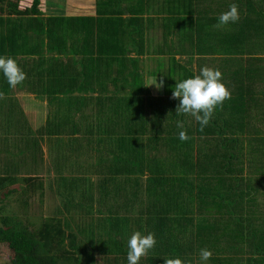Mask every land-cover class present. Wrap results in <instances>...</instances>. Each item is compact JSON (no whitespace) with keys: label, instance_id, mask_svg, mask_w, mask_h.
Instances as JSON below:
<instances>
[{"label":"trees","instance_id":"1","mask_svg":"<svg viewBox=\"0 0 264 264\" xmlns=\"http://www.w3.org/2000/svg\"><path fill=\"white\" fill-rule=\"evenodd\" d=\"M21 1L0 0V57L14 58L27 75L26 61L39 41L28 47V34L52 38L59 30L56 24L84 22L99 47L89 57L102 65L101 78L111 75L115 65L117 78L110 81L131 88L115 93L124 95V106L106 110L112 120L104 124L122 134L109 147L116 163L130 168L124 173L114 164L103 166L94 186L101 188L96 212L105 215L96 222L75 221L74 213L90 215L88 205L96 200L81 192L86 198L77 203L73 190L70 198L59 191L54 213L38 224L10 210L12 196L25 209L35 191L43 192L40 178L48 170L42 165L46 143L30 127L17 99L8 95L10 87L0 72V246L12 254L10 264H91L92 253L104 264H127L124 245L110 233L115 225L127 224L117 220L118 214L135 209L137 217L124 220L142 235L154 233L157 240L139 264H164L169 258L202 264L200 250L205 248L212 252L208 264H242V255L243 264H264V209L258 202L264 196V0H92L94 14L85 17H45L41 0H31L30 6ZM233 3L238 5L239 21L217 29L220 14ZM151 54L168 55L165 61L157 59L160 70L150 72L166 81L162 97H152L143 84L140 61ZM214 54L222 57L212 58ZM206 66L221 71L231 99L200 131L192 116L176 113L179 101L171 97L176 82ZM33 76L32 86L44 81L49 88L61 87L57 94H64L62 74L61 79ZM178 120L183 129L177 127ZM180 131L190 139L181 141ZM143 151L163 153L167 162L148 166L146 189L143 183L140 187L134 168L142 170ZM69 180L61 176V187ZM206 200L220 211H209ZM194 202L201 203L197 215ZM108 215L117 221L107 222ZM78 233L86 240L79 242Z\"/></svg>","mask_w":264,"mask_h":264},{"label":"crops","instance_id":"2","mask_svg":"<svg viewBox=\"0 0 264 264\" xmlns=\"http://www.w3.org/2000/svg\"><path fill=\"white\" fill-rule=\"evenodd\" d=\"M61 2L62 5L54 7L58 10L56 14L55 12L54 14H48L41 9L43 15L45 17L52 15L85 17L94 14L92 0H74L72 3H68L67 0H61ZM46 4L50 5L49 2ZM67 4H72L73 6L78 4L81 7L86 6L88 11H90L80 14V10L78 9L74 11L73 9L68 10ZM61 24L62 23H58V25L56 24L54 26L55 30L56 28H59V30L54 32V37L52 38L39 36L37 39V37L32 36L31 33L28 34V47L35 46V40L39 41H37L33 55L26 61L27 79L23 85L17 86L14 89L9 88L8 95L17 99V103L27 117L30 127L34 131H37V135L42 136L43 141H45L46 144L42 145V150L50 153L45 155L43 161L46 162V169L48 172L52 169L55 173L56 186H59V191L63 189L66 196L69 191H75L73 197L78 203L80 199L86 198L85 195H80L81 192L87 193V195H89L88 197L93 195L95 200L98 193H101V188L96 190L94 184L103 171V166L109 168V163L114 164L118 169L122 167L123 172L130 168V165L125 168V166L117 164L118 162L116 163L115 157L109 147L112 142L111 140L115 141L122 139V134L118 133L117 130L113 128L108 130L105 129L106 127L95 129L92 126L99 125L106 110L114 111L115 108H120L116 107V104L120 101L123 102L124 95L118 94L115 96V93L131 92V88H126V90L124 89L125 86H120L117 81H110L111 78H117L116 68L118 67L115 65L112 67L111 75L101 78L100 72L102 71V65L96 66V63L93 64L89 57L96 54L98 52L97 48L99 47L94 43L95 37L93 31L90 32V34L86 32V29L89 27L86 26L84 22H71L64 26ZM95 27L96 24H92V28ZM63 28H65V32H61ZM178 56L179 55H176L175 58L178 59ZM151 57L154 59L151 66H144V60ZM164 57L168 59V55L151 54V56H143L140 61V65L143 69L142 78L145 87L154 82L155 78L157 83H160V80L164 82V87L160 90H157L155 86L146 87L152 97H162L166 93V81L164 78L162 76L150 74L149 70L150 67L157 63L158 58L163 59ZM217 58L219 57H216V59ZM166 66L167 65H165V67ZM33 74L39 75L42 79H44V74L46 75V79H61L62 74L61 81L66 84V86L62 88L64 89V94L58 95L57 92L61 90V87L59 88V86L56 85L49 88L47 86L48 82L44 83L43 81L40 86H32ZM68 86H70L69 92L66 91V87ZM54 95L57 97H53ZM103 95H106L105 99H108L112 95L114 96L110 104L106 107L104 106L105 102H102ZM30 109L39 110V116L42 110L48 113L45 112V115L41 117V121L32 122L28 117ZM106 119L109 121L108 117ZM109 125H111V121ZM49 142L51 143L50 145L48 144ZM54 143H57L59 149L57 152L55 151L54 147L56 146ZM49 147H51L52 150ZM149 157L161 159L159 161L161 167L162 164L167 165V162L164 164L165 156L163 153L142 152V170L138 173V169L136 167L134 168L136 170L135 177L138 178L141 183L140 187H142L143 183L145 189L148 183H146V179L150 177L148 166L152 167L148 161ZM166 157L171 156L169 155ZM174 161L175 159L173 160L172 158V162ZM133 162L136 163L135 160ZM119 170L121 171V169ZM59 171H61L60 174L58 173ZM61 176L64 179H70L68 184L64 181L67 187H61L59 183ZM141 179L145 183L142 182ZM72 180L75 181L72 182ZM96 203L97 200L88 205L87 201H84V204L90 206L91 214L86 215V212L83 213L77 209L80 212L77 213L76 211L74 213V215H76L74 218L75 221L81 222L86 220L96 222L97 218L100 219L103 217L105 213L104 215L101 213L97 214L96 207L93 208V205ZM111 204L113 207L116 205V203L113 202H111ZM152 204L151 202V205ZM137 213L138 211L135 209L133 213L118 214L119 218H117V220L127 223H124L125 225L120 224L118 228L121 226L120 229L125 230L131 227L130 222H126L127 220L124 219L134 220L135 217H137ZM62 214L65 216V210H62ZM114 215L116 216V213H114ZM109 216L110 215H108L107 218ZM115 219L116 217L112 218L110 216L107 222H116L117 220L115 221ZM118 228L115 225V230H113L112 234L110 233V236L114 234L113 239L118 241L121 246L123 244L120 241L127 240L123 239V237H117ZM109 229L110 227L108 226V230ZM114 246H116V244H114L113 247ZM121 247L123 248L124 246Z\"/></svg>","mask_w":264,"mask_h":264},{"label":"clouds","instance_id":"3","mask_svg":"<svg viewBox=\"0 0 264 264\" xmlns=\"http://www.w3.org/2000/svg\"><path fill=\"white\" fill-rule=\"evenodd\" d=\"M239 19L238 5L233 3L229 6V10L220 14L215 27L223 29L229 24L238 22ZM0 72L3 73L9 87L13 89L23 85L27 79L26 73L11 57H0ZM222 81L223 75L220 70L206 66L200 69L199 74L176 82L171 97L179 101L176 113L192 116L200 125V131H203L209 126L215 110L218 107L222 109L224 103L231 99V92ZM152 86L160 90L164 87V82L161 80L157 83L155 78L154 82L146 87ZM2 97L3 93H0V98ZM177 127L183 129V122L178 120ZM179 139L187 141L190 138L185 131H180ZM156 244L154 233L142 235L139 231L134 232L127 242V264H139L141 258L145 257ZM211 257L212 252L208 249L200 250V260L203 264H206ZM164 264H186V262L180 258H169L164 260Z\"/></svg>","mask_w":264,"mask_h":264},{"label":"rangeland","instance_id":"4","mask_svg":"<svg viewBox=\"0 0 264 264\" xmlns=\"http://www.w3.org/2000/svg\"><path fill=\"white\" fill-rule=\"evenodd\" d=\"M73 1L74 0H67L68 3H72ZM41 2L42 3L39 6L40 9L44 10V12H47L48 14H54V12L56 14V12L58 10L56 8H54V6L58 7V6L62 5L61 4L62 3L61 0H41ZM47 2H49V4L51 6L47 5L46 4ZM21 3H22L21 5L30 6L31 0H22ZM52 3H53V5H52ZM67 9L68 10H72L73 9V11L78 9V10H80V12H79L80 14L88 13L90 11V10L88 11V8H86V6L81 7L78 4L76 6H73L72 4H67ZM61 10H63V9H61ZM212 57H215V58L219 57L220 58L222 56L219 55V54H214V55H212ZM153 60L154 59L152 57L149 58V59H145L143 65L144 66H146V65L151 66V64L153 63ZM163 60H166V57H164ZM160 68L161 67L157 63H155L152 67L149 68V70H150V72H156L157 70H160ZM105 96L106 95H103L102 102H105L104 106L106 107L108 104H110V102L112 101L114 96L112 95L108 99H105ZM119 104H120L119 105L120 108H122L124 106V103H122V101L119 102ZM45 112L48 113L47 111L42 110V113L39 116V110L30 109L28 117L31 119L32 122H39V121H41V117H43L45 115ZM111 112H115V111L111 110ZM107 114H108V118L112 120V118H111V116L109 115L108 112H107ZM107 114L106 113L104 114V116L102 117L101 121L99 122V125H93L92 127L95 128V129L105 127L104 124L107 122L106 121ZM112 128H113V126L110 127V129H112ZM246 136H249V135H246ZM55 146H56V147H54L55 149L58 148L57 145H55ZM47 153H50V152L43 151V158L45 157V155H47ZM160 160L161 159L156 158V157H149L148 158V161L151 164V166H154L156 163L160 164L159 163ZM42 165H43V167H47L46 162H44V161H43ZM43 172H42V174H41V172H39V174H38L39 176H40V174L42 175L40 179H41V183H43V186H42L43 187V189H42L43 192H41L39 190L35 191V193L30 196L28 204L25 207V209L20 207V204H18L17 201H15V196H12L10 198L11 204L8 205L10 210L17 211V213L19 211V214H20L21 218L26 216L30 220L36 222V224H38V221L42 217L51 216L54 213L55 209H56L57 202L59 203L58 197H57L58 196V191H59V186H56L55 173L53 172L52 169H50L48 173H46V172L43 173ZM56 191H57V193H56ZM56 197H57V199H56ZM258 202L260 204L262 203V205H263L262 207L264 209V196H260L259 199H258ZM198 205L200 206L201 203L194 202V204H193L194 214H196L195 211H196ZM204 205L207 208H209V211H216V210L218 212L220 211V209L218 210L213 204H211V202H209L207 200L204 203ZM149 206H150V204H149ZM95 207H96V205L94 204L93 208H95ZM193 216L195 217V215H193ZM76 222H78V221H76ZM130 229H131V231H129ZM73 232H75V230ZM77 232L78 231H76L75 233L77 234ZM134 232H136V231L134 229H132L131 227H129L128 229H125V230L120 229L117 232V237H123V238H125L127 240V241L121 240L122 244L124 245V248H122L121 250L124 251L123 253L126 254V255H127V252H128V247L126 246V244H127L128 240L130 239L131 235ZM84 238H85L84 236H80L79 233H78V241L79 242H82V240H86V238L85 239ZM184 245H185V247L187 249L189 248L187 243H185ZM148 254L150 255V252H148ZM190 254L193 257H195V258L197 257L196 255H193L192 253H190ZM91 256H92L91 264H97V262H98V264H104L103 261L99 260V256L97 255V253H92ZM11 257H12V254H9L8 249L6 247H4V246H0V264H10ZM125 257L126 256L124 255V258ZM240 259L242 261V264L246 261V257H244L243 255L241 256ZM89 263H90V260H89ZM197 264H201V263L198 262ZM206 264H208V261L206 262Z\"/></svg>","mask_w":264,"mask_h":264}]
</instances>
